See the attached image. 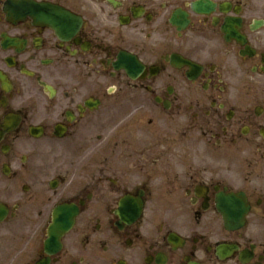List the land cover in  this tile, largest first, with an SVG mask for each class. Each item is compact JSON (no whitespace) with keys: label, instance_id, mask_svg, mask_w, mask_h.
I'll list each match as a JSON object with an SVG mask.
<instances>
[{"label":"flooded vegetation","instance_id":"1","mask_svg":"<svg viewBox=\"0 0 264 264\" xmlns=\"http://www.w3.org/2000/svg\"><path fill=\"white\" fill-rule=\"evenodd\" d=\"M0 264H264V0H0Z\"/></svg>","mask_w":264,"mask_h":264}]
</instances>
